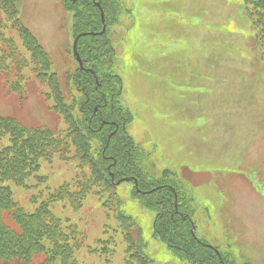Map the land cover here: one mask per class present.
<instances>
[{"label": "rangeland", "instance_id": "374dc122", "mask_svg": "<svg viewBox=\"0 0 264 264\" xmlns=\"http://www.w3.org/2000/svg\"><path fill=\"white\" fill-rule=\"evenodd\" d=\"M117 1L124 9L107 36L121 85L107 77L113 80L101 91L109 112L121 106L131 114L124 126L134 138L148 186L156 189L160 185L154 183L166 182L176 188L177 201L191 207L197 237L209 249L213 246L223 258L228 255L240 264H264V30L255 25L264 27V22L258 1ZM18 3L21 20L53 60L67 102L82 117L81 104L94 97L86 98L68 80L80 70L72 50V14L63 0ZM4 18L0 10V21ZM84 62L86 69L96 70L91 58ZM5 84L0 76L1 115L27 127H65L48 109L42 97L46 88L37 81H31L24 101ZM96 148L98 144L94 153L99 156L102 145ZM76 173L73 164L58 159L44 163L40 176L47 180L41 185L30 181L29 189L12 186L14 199L32 212L35 201L72 181ZM119 180L115 197L104 193V203L102 196H90L77 212L64 202L52 206L55 216L70 220L86 238L77 260L128 264L118 220L122 214L142 231L144 252L155 264H189L156 237L157 212L136 198L138 180ZM99 240L109 243L100 245Z\"/></svg>", "mask_w": 264, "mask_h": 264}, {"label": "trees", "instance_id": "16d2710c", "mask_svg": "<svg viewBox=\"0 0 264 264\" xmlns=\"http://www.w3.org/2000/svg\"><path fill=\"white\" fill-rule=\"evenodd\" d=\"M257 1V8L261 10L260 20L264 22V0ZM63 2L66 11L73 16L74 39L79 34L102 31L98 2L105 13L106 32L102 36H82L78 41V52L84 67V61L91 58L96 70L91 73L78 70L76 76L68 78L80 94L86 98L94 97L85 101L83 106L81 104L79 111L84 112L82 117L74 112L73 102H67L60 76L52 70L50 55L23 24L18 0H0V10L5 16L0 21V76L4 78L9 92L20 101L26 99L31 81H37L46 88L42 97L48 109L65 123L61 130L27 127L16 118L0 114V263L81 264L76 253L86 238L70 220L55 216L52 206L64 202L77 212L90 196L103 197L107 194L115 197L116 185L111 178L114 174L115 182L120 177L138 180L141 190L136 188L139 193L136 198L142 201L144 207L157 212L154 222L157 238L178 250L184 261L189 264H240L225 257L221 263L215 250L209 249L196 233L192 235L191 207L184 201H178L176 208L175 187L166 182H156L153 185H160L157 190L145 193L153 189L148 186L137 163L136 144L124 126L131 114H125L127 112L121 106L117 107V112H109L110 105L101 91L105 83H111L113 79L118 83L115 85H121L119 76L114 75L115 66L111 65L115 52L107 34L109 25L114 24L124 6L117 0ZM255 25L257 30H264L261 25ZM13 35L18 37L24 50ZM98 72L102 73L103 79L98 78ZM80 75L88 77L85 79ZM71 93L69 91L68 94ZM105 121L109 124L102 125ZM113 132L116 134L109 140ZM97 144L99 149L102 145L99 156L94 153ZM55 159L73 164L76 176L41 201H35L37 206L32 212L26 211L14 199L12 186L29 189L30 181L43 184L47 179L40 176L42 165L52 164ZM102 201L104 203V197ZM118 220L127 245L128 264H154L144 254L146 244L140 228L125 215L120 214ZM97 243L101 245L109 241L99 240Z\"/></svg>", "mask_w": 264, "mask_h": 264}, {"label": "water", "instance_id": "95a60500", "mask_svg": "<svg viewBox=\"0 0 264 264\" xmlns=\"http://www.w3.org/2000/svg\"><path fill=\"white\" fill-rule=\"evenodd\" d=\"M98 7L100 8V10H101V18H102V23H103V31L102 32H100V33H98V34H92V35H102V34H104V32L106 31V25H105V16H104V12H103V10H102V8H101V4L100 3H98ZM80 38V36L75 40V42H74V46H73V50H74V55H75V57H76V60L78 61V63H79V65H80V67H81V69H84L83 68V63H82V61H81V58H80V56H79V54H78V51H77V42H78V39ZM85 70V69H84ZM87 71V70H86ZM115 133H113L111 136H113ZM112 178L114 179V177L112 176ZM121 184V181L120 182H118L117 183V185H120ZM194 230V229H193ZM192 233L194 234V231H192Z\"/></svg>", "mask_w": 264, "mask_h": 264}]
</instances>
